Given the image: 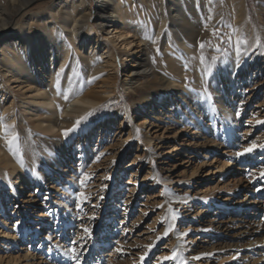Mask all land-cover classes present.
Here are the masks:
<instances>
[{
	"label": "rangeland",
	"instance_id": "1",
	"mask_svg": "<svg viewBox=\"0 0 264 264\" xmlns=\"http://www.w3.org/2000/svg\"><path fill=\"white\" fill-rule=\"evenodd\" d=\"M56 1L33 0L18 14L7 8L9 40L0 43V264H264V9L258 0H243V20L227 0H217L216 22L208 14L195 41L185 40L187 50L174 41L175 71L161 70L146 86L162 104L136 106L125 82L141 55L131 27L141 25L145 11L105 19L101 28L96 1L88 0L90 33L82 42L55 31L60 27L52 19L29 21ZM240 37L247 44L237 52ZM163 48L153 45L154 65H163L156 60ZM88 56L100 68L81 94L95 104L70 102L54 114L75 129L65 137L41 121L48 116L45 103L54 112L59 100L63 106L78 92ZM19 70L30 78L18 79ZM4 125L19 136L18 158L4 149ZM173 252L175 260L165 259Z\"/></svg>",
	"mask_w": 264,
	"mask_h": 264
},
{
	"label": "bare ground",
	"instance_id": "2",
	"mask_svg": "<svg viewBox=\"0 0 264 264\" xmlns=\"http://www.w3.org/2000/svg\"><path fill=\"white\" fill-rule=\"evenodd\" d=\"M26 1V2H25ZM33 0H4V3L0 2V43L7 40L6 38L10 32V22L11 14H18L23 11L27 5ZM96 9L95 14L98 16V25L102 28L107 23L104 22L105 19L108 20H123V18H130L135 13L141 14L143 11L146 13V19L141 23L139 27L133 26L131 30L138 32V42L141 46V55L132 62H136V68L131 70L132 78L125 82L126 88H134L135 97L132 100V105H140L142 103H147L150 101L162 104V97L153 91L146 89V86L154 81L157 76L161 75L160 72H174L175 64L172 57V43L176 41L182 49H188L185 40L194 42V36H196L197 31L200 29L201 21L207 18L208 14L211 17V24H214L216 20L220 17L221 12L217 11L214 7V3L217 0H95ZM229 6L232 7L233 12L236 14L235 18L243 20L246 15V8L244 7L243 0H227ZM258 7L264 9V0H258ZM8 8V10H7ZM220 12V13H218ZM89 11V1L88 0H58L54 2L41 16L31 15L29 21L32 20L33 23H40L42 21L52 19L54 25H59L60 29L57 27L55 31L60 30L63 34L73 38L75 36L82 37V42L86 40V37L90 33V28L88 26V18L90 15ZM61 16V18H60ZM123 22V21H122ZM170 24L169 29H165V24ZM27 25V24H26ZM29 25V23H28ZM236 25V24H234ZM211 27V25H210ZM236 27V26H235ZM29 29V26H24L22 32ZM209 29V28H208ZM13 32V31H12ZM144 36H140V35ZM149 37V38H145ZM17 41H22L21 37L15 38ZM161 40V41H160ZM154 41V42H153ZM48 42V41H46ZM157 42H161L164 45L162 49L163 57L157 58L158 63H153L152 53H154L153 45ZM51 47V46H50ZM49 47V48H50ZM54 47L63 48L62 42H54ZM48 48V49H49ZM52 55V51H49ZM65 53V52H64ZM66 54H63L60 59L65 60ZM186 58V57H185ZM172 59V60H171ZM95 59L94 57L88 56L82 60L80 66L88 70L87 78L78 83L79 90L76 93L71 92L68 94L69 99L63 106L62 100H59L57 104L56 111L49 112V104L46 100L52 98L51 94L45 96V114H47V119L42 118V122L46 123L48 127L54 128L58 127L59 131L63 134L71 124L69 119L56 118L54 114L58 110L69 106L70 102L81 103L82 105H94L95 101L92 96L88 93L83 92L84 89L92 85L94 74L100 67H94ZM180 66L184 65L179 61ZM73 65V64H72ZM98 68V69H97ZM12 72V68H9ZM71 69V68H70ZM139 70H142L139 71ZM137 76V78H136ZM18 79L30 78V74L24 73V71L19 70L17 72ZM162 82H165L164 77H160ZM73 89L71 84L68 90ZM82 90V91H81ZM57 100V98H56ZM58 101V100H57ZM66 111V110H65ZM74 114V111L69 112ZM4 149L11 155L17 156L13 152L8 150L7 143L4 145ZM56 156L62 151L58 150L55 152ZM18 158V156H17ZM249 259V258H248ZM245 264L247 263V260Z\"/></svg>",
	"mask_w": 264,
	"mask_h": 264
},
{
	"label": "snow or ice",
	"instance_id": "3",
	"mask_svg": "<svg viewBox=\"0 0 264 264\" xmlns=\"http://www.w3.org/2000/svg\"><path fill=\"white\" fill-rule=\"evenodd\" d=\"M213 35H215V33H213ZM145 38H149V37H145ZM153 42H154V41H153ZM229 43H231V40H229ZM246 44H247V41H246L245 38H243V37L237 38V40L235 41L236 51L239 52V51H240V46H241V45H246ZM255 45H256V47H259V46H260V40H259V39H257V40L255 41ZM204 46H205V45H204L203 43L200 44V48H201V49H203ZM217 51H220V49L217 48ZM235 67H236L237 69L240 67V64H239L238 61L235 62ZM65 99H67V96H65ZM80 123H81L80 121H77V122H76V125L79 126ZM73 130H75V129H72V130H65V131L63 132V135H64L65 137H67L69 131H73ZM4 133H5L6 143H7V145H8V150H9L10 152H13V153L15 154V152H18V151H19V136H18V134H11V136H10V131H9V128H8L7 125H4ZM9 136H10V138H9ZM255 147H257V146H256L255 144H253L251 147L246 148V149H245V152H252L253 149H254ZM261 147H264V146H261ZM241 155H244V153H242V152H237V156H241ZM262 175H264V173H262ZM79 196H80L81 198H83V193H80ZM171 230H173V226H172V225H169V228L166 230L165 235H167V231H171ZM84 231L87 232L88 229L85 228ZM73 242H74V241H73ZM74 258H76V257L74 256ZM165 259H172V260H175V259H176V253L173 252V254H172L171 257H166ZM194 259H200V257H194ZM78 264H79V262H78ZM182 264H183V262H182Z\"/></svg>",
	"mask_w": 264,
	"mask_h": 264
}]
</instances>
